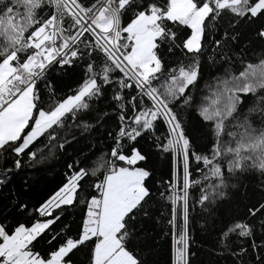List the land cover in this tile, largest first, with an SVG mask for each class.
I'll use <instances>...</instances> for the list:
<instances>
[{"label": "snow or ice", "instance_id": "snow-or-ice-1", "mask_svg": "<svg viewBox=\"0 0 264 264\" xmlns=\"http://www.w3.org/2000/svg\"><path fill=\"white\" fill-rule=\"evenodd\" d=\"M194 226L264 264V0H0V264H193Z\"/></svg>", "mask_w": 264, "mask_h": 264}, {"label": "trees", "instance_id": "trees-1", "mask_svg": "<svg viewBox=\"0 0 264 264\" xmlns=\"http://www.w3.org/2000/svg\"><path fill=\"white\" fill-rule=\"evenodd\" d=\"M64 82L73 84L71 77L65 78ZM112 126V122H109L108 127ZM96 146L98 148L101 147L99 142L96 143ZM90 147V142L83 141L75 146V151H88ZM57 155H59V153H57ZM150 166L156 169L157 176L165 174L166 177L169 170V165L166 162L161 161L158 157H153ZM41 167L44 170L37 172L34 178L35 198H39V195L42 194L46 187L51 186L58 180L60 173L63 171V161L52 159ZM159 231V228L155 229V232ZM155 232H153V235H155ZM194 235L196 243L192 250L196 253V256L193 258V264H229V260L226 256H217L212 253L211 249L215 241L213 234L201 232L198 226H194ZM151 243H153L154 247L153 260L155 264H171L172 253L170 237L161 239L159 236H156L155 241Z\"/></svg>", "mask_w": 264, "mask_h": 264}]
</instances>
